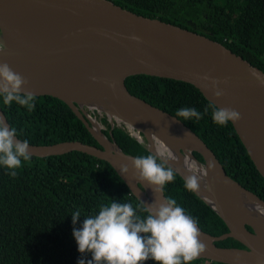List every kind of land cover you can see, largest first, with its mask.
Listing matches in <instances>:
<instances>
[{
  "label": "water",
  "instance_id": "1",
  "mask_svg": "<svg viewBox=\"0 0 264 264\" xmlns=\"http://www.w3.org/2000/svg\"><path fill=\"white\" fill-rule=\"evenodd\" d=\"M18 10L25 12L24 18H19ZM0 44L5 49L0 52V64H8L28 82L23 91L65 102L100 145L80 141L29 144L32 157L73 152L93 156L109 163L143 205H151L157 194L136 179L132 161L135 156L124 153L112 135L106 136L101 129L96 132V119L84 109L91 107L89 101L120 104L140 117L143 127L134 128L139 134L136 139L145 141L149 152L164 157L171 153L174 159L169 161L170 166L183 179L187 176L171 162L183 168L187 156H191L201 171L205 168L210 172L205 179L215 172L230 193L224 206L211 201L202 191L195 193L228 227V233L215 237L198 225L206 251L197 260L264 264V240L257 237L252 225L240 221L245 209L244 194L263 207L264 201L231 179L216 155L183 122L132 95L125 84L127 78L141 75L180 81L197 88L214 106L238 111L242 119L232 125L264 177L263 70L204 35L138 15L111 0H0ZM205 75L221 81L222 97L214 95L209 81L198 78ZM0 117L8 122L1 106ZM108 120L112 122L110 116ZM111 125L113 128V122ZM196 154L201 155L202 162ZM125 166L129 171L122 173ZM219 195L226 197L221 192ZM163 198L164 190L157 199ZM230 238L243 248L216 245Z\"/></svg>",
  "mask_w": 264,
  "mask_h": 264
},
{
  "label": "trees",
  "instance_id": "2",
  "mask_svg": "<svg viewBox=\"0 0 264 264\" xmlns=\"http://www.w3.org/2000/svg\"><path fill=\"white\" fill-rule=\"evenodd\" d=\"M133 13L156 18L188 29L223 44L233 53L264 71V0H111ZM128 91L152 106L176 117L178 109L194 108L197 120H182L216 155L227 175L264 201V177L260 175L240 141L232 123L220 127L212 119V108L201 92L190 84L151 76L125 81ZM0 106L18 138L36 146L80 141L100 147L84 123L63 101L40 96L29 112L17 105ZM205 108L208 112L205 114ZM103 133L113 137L121 150L132 156L153 154L127 129L101 118ZM109 134V135H107ZM196 158L203 161L200 154ZM166 198L198 221L206 233L219 237L228 233L223 219L195 193L184 187V179L164 188ZM115 200L131 203L144 216V205L133 195L113 167L81 152L48 158L31 157L15 177L0 167V264H78L91 260L81 256L73 235L72 215L80 211L81 227L87 216ZM251 230V228H248ZM221 248H243L234 239L217 242ZM147 264H154L153 261ZM194 264H221L196 260Z\"/></svg>",
  "mask_w": 264,
  "mask_h": 264
},
{
  "label": "clouds",
  "instance_id": "3",
  "mask_svg": "<svg viewBox=\"0 0 264 264\" xmlns=\"http://www.w3.org/2000/svg\"><path fill=\"white\" fill-rule=\"evenodd\" d=\"M133 39L139 40L138 37ZM4 50V45L0 44V52ZM198 78L210 82L217 98L224 95L220 88L221 81L208 75ZM27 84L8 64H0V97L4 105L11 106L15 102L32 112L36 97L23 91ZM204 86L207 88L209 85L206 83ZM209 107L212 108L213 121L220 127H226L230 122L238 123L242 119L233 108ZM207 112L208 108H205V114ZM176 117L199 120L202 114L194 108L185 107L177 110ZM17 136V129L10 127L0 117V167L5 168L12 177L17 175L23 162L30 161L32 157L29 142ZM172 159L174 157L169 153L168 157L162 154L138 155L132 160L136 179L152 187L157 194L154 203L144 204L146 215L138 214L131 203L112 200L102 205L97 214L85 217L78 228L76 225L81 213H73V235L78 251L82 257L87 254L92 257L91 260L80 259L78 264H147L149 261L154 264H194L205 253L206 245L201 240L198 221L175 199H157L165 186L175 180L176 170L169 163ZM185 166L190 174L184 179V187L189 192L198 193L206 173L202 175L198 172L194 161L190 164L185 161ZM121 171L127 173L129 169L125 166Z\"/></svg>",
  "mask_w": 264,
  "mask_h": 264
},
{
  "label": "bare ground",
  "instance_id": "4",
  "mask_svg": "<svg viewBox=\"0 0 264 264\" xmlns=\"http://www.w3.org/2000/svg\"><path fill=\"white\" fill-rule=\"evenodd\" d=\"M19 18L22 19L25 17V12L23 10H18ZM249 62V61H248ZM89 106L96 107L101 111L106 112L110 117H116L118 120L125 122L128 124L131 128H137L138 126L143 127V123L141 122V119L139 116H137L135 113H131L129 110L125 109L126 107L120 105V104H105L102 102H92L89 101ZM95 130L96 132H99L101 129L98 122H95ZM180 131H182L180 128H178ZM109 135V134H107ZM158 152L161 150L158 148ZM194 160L191 156H187V162L190 164ZM195 162V161H194ZM177 170H179L182 174L185 176H188L187 173H189L188 168L184 165H182L183 168L178 167L177 163L171 162ZM197 164V163H196ZM197 171L200 172L202 175H204L203 181L201 183V190L202 193L206 195L207 198H209L211 201L217 202V204L224 206L226 205L228 199L230 198V193H228L227 189L225 188V184L220 181L219 177L216 175L215 172L212 173L210 179H205L207 175L210 174L209 171H207L205 168L204 171H201L200 166L197 164ZM207 185V187H205ZM219 192L226 195V197H223L219 195ZM245 197V209L243 213L240 216V221L242 223H249L252 225L255 230L257 237L261 240H264V207L257 202L253 198H249L248 195L244 194Z\"/></svg>",
  "mask_w": 264,
  "mask_h": 264
},
{
  "label": "rangeland",
  "instance_id": "5",
  "mask_svg": "<svg viewBox=\"0 0 264 264\" xmlns=\"http://www.w3.org/2000/svg\"><path fill=\"white\" fill-rule=\"evenodd\" d=\"M84 109L87 113H89V115H91L92 117H94L96 119V121L99 123L100 127H101V130H105V126L103 125V123L101 122V118L102 117H106L108 119V114H106V112L104 111H101V110H97L93 107H87V106H84ZM113 124L114 125H117V126H121L125 129H127V132L132 134L133 136L135 137H138L139 138V134L137 133V131L134 129V128H131L128 124L126 125L125 122H122L120 120H118L116 117H110ZM110 122V121H109ZM110 122V124L112 123ZM143 140V139H142Z\"/></svg>",
  "mask_w": 264,
  "mask_h": 264
},
{
  "label": "flooded vegetation",
  "instance_id": "6",
  "mask_svg": "<svg viewBox=\"0 0 264 264\" xmlns=\"http://www.w3.org/2000/svg\"><path fill=\"white\" fill-rule=\"evenodd\" d=\"M202 162V161H201Z\"/></svg>",
  "mask_w": 264,
  "mask_h": 264
}]
</instances>
